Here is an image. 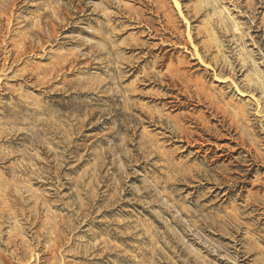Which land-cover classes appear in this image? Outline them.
I'll use <instances>...</instances> for the list:
<instances>
[{"label":"rangeland","instance_id":"374dc122","mask_svg":"<svg viewBox=\"0 0 264 264\" xmlns=\"http://www.w3.org/2000/svg\"><path fill=\"white\" fill-rule=\"evenodd\" d=\"M203 41L240 87L262 80L231 93L264 154V0H0V264H264V209L244 201L264 195L259 158L240 161L241 199L172 175L205 151L165 127L204 107H172L188 100L162 76ZM204 144L213 165L240 170L235 140Z\"/></svg>","mask_w":264,"mask_h":264},{"label":"bare ground","instance_id":"6f19581e","mask_svg":"<svg viewBox=\"0 0 264 264\" xmlns=\"http://www.w3.org/2000/svg\"><path fill=\"white\" fill-rule=\"evenodd\" d=\"M194 11H199V10L194 9ZM209 43H205L203 41L201 51H199L200 48L194 47L192 59H196L195 63H190L189 60H184V59L180 60L175 70L169 71V72L167 71L162 76L167 81L166 86H169V88H171L170 86H172V88L177 87V86L182 88L183 89L181 93L182 97H185V100H188L186 101L187 102L186 104L179 103V105H177L176 102L174 101H169L172 107L173 106L179 107L180 105L181 106L183 105V107H185L186 105H189V103H193L197 105L200 104L204 107V110H199L197 114H194V112L189 111L190 113L185 112V114L183 113L180 117L178 115V118L175 117L176 119H171L168 116V119H171V120L168 121L169 126H166L165 128H167V132H168V134L166 135V139L172 140L174 138H180L182 142H186L187 145L189 144L191 145L192 148H195V152H197L198 154L196 158L200 156L199 155L200 152L205 151L204 152L205 154L202 156V159H203L202 164L205 167L204 166L202 167L190 166L188 168V172H185V171L181 172L177 170L176 173H172L174 172V166L173 164L169 163L168 160L166 159L165 160L167 162H165L166 165L164 164L165 165L164 167L168 173L170 172L172 173V175L175 174L176 183L177 181H186V182L194 181L195 182L197 180L198 182L209 184L210 186H212L214 191L217 189L219 191L223 190L222 195L227 194L231 197L233 195L235 197L234 199H241L243 198L244 186L248 183L246 176L250 174V171H249V168L244 169L243 166L247 164L245 165L241 164L240 161L242 162L247 161L245 160L246 157H249V159L252 161H256L259 158L262 162L261 166L264 168V154H262L259 150L260 143L257 139V134L259 133V130H256L255 129L256 126L252 123H249L248 121V117L251 112H249L248 107L246 108L245 105L241 106L242 104L241 105L237 104L239 102L235 103L234 99L232 98L233 94L231 93L232 92L231 89L233 88L236 94H238L240 97H245L248 95L247 92L252 91V90L256 91L259 88H262V82H261L262 80H259V78L252 79L251 77L250 78L247 77V79H245L244 85L240 87L239 86L240 82L239 83L235 82V77L237 76L233 72V69H231L234 67V64L231 60L223 59L221 57L220 59L217 56L208 58L209 56H207V53H210V50L212 49V45H210ZM18 55L19 53L17 51L14 58H16ZM219 64H222V67L218 70L217 66ZM189 65L190 66L197 65L198 69H202L204 72L201 73L198 77L193 76L194 77L193 79L191 77H187V72L186 71L184 72V70L180 71V68L181 67L184 68L185 66H189ZM247 65L241 64V67L244 68L245 66L246 68ZM137 68L138 67L136 66L134 70H136ZM129 69H133V68L130 67ZM209 70L212 72H210ZM211 74L213 75L212 80L214 82L222 84L223 88L227 89L226 91L218 90V89L217 91H214L215 89L214 87L207 86L206 82L204 81V77L210 76ZM144 75L146 74L144 73ZM254 103H255L254 105H256V109H255V112L253 113L254 115H258L259 112L262 110V107L260 106L258 101H255ZM153 113L151 115H153ZM157 114L159 115V112ZM148 119H151L150 120L151 122L158 120V121H161L162 123V118L160 117L156 119V116L155 117L151 116ZM212 121L213 123H211ZM158 124H156L157 127H158ZM259 127H260L259 128L260 130H264V128L261 125H259ZM222 137L224 138L228 137V138L235 140L238 149H240L239 153H242V152L245 153L244 155L234 158V161H236V164H232L233 166H235V168L240 167V170L239 169L231 170L227 167H225L227 169L225 168L219 169L221 167L218 168L216 165H213L215 158L214 159L211 158V160L209 161L210 156L208 155V153H212V149L203 150V146L206 145L204 144L205 141L208 142L210 139L222 138ZM153 152L155 153V150H153ZM179 165L181 166V164ZM174 184H175L174 182L169 183V185H174ZM244 201H245L246 206L254 205V206H257V209H261V208L264 209V195L248 194L245 196ZM226 218H228L229 221L236 222L238 216L234 213L232 215H230L229 213H226Z\"/></svg>","mask_w":264,"mask_h":264}]
</instances>
